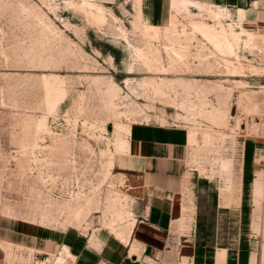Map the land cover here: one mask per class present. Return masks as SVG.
Wrapping results in <instances>:
<instances>
[{
    "label": "rangeland",
    "instance_id": "1",
    "mask_svg": "<svg viewBox=\"0 0 264 264\" xmlns=\"http://www.w3.org/2000/svg\"><path fill=\"white\" fill-rule=\"evenodd\" d=\"M94 1L120 21L90 23L74 6L78 0H0V264H52L64 246L73 255L65 264H78L76 251L89 238L111 234L116 211L128 210V200L112 205L117 196L124 199L121 192L134 214L142 211L150 193L124 174L125 154L115 155L104 180L101 150L125 142L132 128L148 136L180 134L186 178L207 185L206 198L221 203L218 215L230 223L220 230L248 238L254 262L257 252L264 264V35L249 34H264V11L228 10L223 19L242 33L233 48L246 77L236 78L224 60L237 59L191 28L177 41L165 31L153 40L135 26L142 12L135 0ZM174 13L165 8L151 24L141 17L166 27ZM180 43L187 48L184 62L172 51ZM137 50L169 73L153 74ZM109 88L120 90L117 111L108 108ZM219 111L229 120L219 123ZM232 206L240 208L239 224L230 220Z\"/></svg>",
    "mask_w": 264,
    "mask_h": 264
},
{
    "label": "crops",
    "instance_id": "2",
    "mask_svg": "<svg viewBox=\"0 0 264 264\" xmlns=\"http://www.w3.org/2000/svg\"><path fill=\"white\" fill-rule=\"evenodd\" d=\"M193 1L217 5L235 13L260 14L264 11V0ZM169 2L171 8V0H141L143 19L150 24L156 22L163 17L165 8L170 10ZM141 130L132 128L128 139L113 156L101 150L105 158L104 180L109 165L112 166L109 175L112 174L115 155L125 154L119 158L124 174H133L140 180L139 187L150 193L142 211L134 214L129 208L130 196L121 192L128 200L130 217L126 224L135 222L129 241L124 243L112 232L89 238L91 244H83L84 247L76 251L78 264H260L261 255L256 252L254 262V251L248 238L241 242L240 232L238 237L230 227H226L228 231L224 233L220 230V226L230 223L225 224L218 215L221 203L206 198L207 185L194 176L186 178L182 170L180 146L183 138L180 139V134L173 132L172 137H167L152 130L148 136ZM120 182H123L122 178ZM110 185L113 187L112 183ZM185 185H189L187 193ZM80 199L76 195L72 200L80 204ZM231 210L232 219H228L239 224L240 208L232 206ZM68 211L72 212L71 205ZM77 214L80 217V213ZM65 248L70 252L68 246Z\"/></svg>",
    "mask_w": 264,
    "mask_h": 264
},
{
    "label": "bare ground",
    "instance_id": "3",
    "mask_svg": "<svg viewBox=\"0 0 264 264\" xmlns=\"http://www.w3.org/2000/svg\"><path fill=\"white\" fill-rule=\"evenodd\" d=\"M136 2L137 4H141V0H136ZM74 6L77 7L78 11L82 12L86 16V19L88 20V22L92 24H96L99 26H106L110 23V18L111 20H113V23H117L120 21L119 18L114 13L109 12L108 14V11L103 6L93 3L90 0H78V2ZM216 6L217 5L214 6L213 4L202 3L199 1H193V0H171V9L175 11L176 13L171 15L170 21L166 27L151 26L149 24L144 23L141 17L142 12H140L139 17H137L135 26L136 28L142 30L143 31L142 33H145L147 35L150 34L151 39L153 40L158 39L161 36L162 32L165 31L166 36L170 34L175 38L176 41L182 35H186L184 32L188 31L187 28H191V31L194 34H199L203 38V40L211 44L212 47L216 51H218L225 57L232 56L235 59H237L236 64L229 60H224V62L226 63L225 68L231 77L244 78L246 77V75L244 74V70H243L244 66L241 63L240 59L238 58L237 52L233 48V44L240 40V35L242 33L241 34L238 33L234 29L233 25L227 26L224 23L223 19L230 17L229 15L230 12H228V9L220 8ZM181 7H184L187 11L188 20H189L187 24L184 23L178 17L177 13L181 11L180 9ZM193 9L197 10L200 13H203L204 15H201V14L193 15L190 11ZM207 21L211 22L212 24H210ZM251 26H256V25L253 24ZM120 32H121L120 33L121 36L127 38L126 33L122 27H120ZM249 34L252 37L258 36V35H261V36L264 35L260 31H258V29L257 31H253L252 33H249ZM180 45L181 47L179 50L173 49L172 51L175 56L179 57V59L184 62L185 58L187 57L186 55L187 51H185L187 50V48L186 46L183 48V45L181 43ZM137 51L141 59L143 60L144 64L147 66L148 69H151L153 74H158V75L167 74L168 70L166 69L165 66L156 65L155 63L156 58L154 60V58H152L149 54L139 51V50ZM158 58L161 59V57H158ZM174 62L175 61L173 60V63ZM95 82L97 83L96 80ZM236 83H242V86L247 85V83L245 82H236ZM152 84L154 87L153 89H155L156 92H160L161 85L159 86L157 83L155 84L152 83ZM119 91H120L119 89H115V88H109L107 91V94L109 95V101L107 105H108V108L111 109L112 111H117L118 105L115 102V98L119 96ZM233 96H234V89H229L230 103L228 105V109H229L228 111H230L231 109V100ZM227 117L228 116L226 113L219 111L217 116H215L214 118H216V120L219 123H224L225 121L229 120ZM39 127L42 129L43 127L42 124H40ZM44 128H45V122H44ZM124 143L125 142L121 144H116L115 146L113 145V148L112 149L110 148L111 151L108 150L107 148H104V150L107 153V155H109L110 153L111 156H113L115 152H118L120 150L121 146ZM111 168L112 166L109 165L108 170L105 174V177L109 176ZM112 201H113L112 205L116 207L120 203H122L123 205V202L124 201L126 202L127 198L124 197V199H121L117 196V198L113 199ZM114 216L115 218L109 224V229H111L112 232L115 234V236L119 238L121 241H123L124 243H128L129 237L131 234V228L134 226L135 222L133 221L130 224H126L127 219L130 217V214L127 210H117ZM66 257L73 258V256L70 254L67 248H65L64 251H62L61 254L52 261V264H65Z\"/></svg>",
    "mask_w": 264,
    "mask_h": 264
}]
</instances>
